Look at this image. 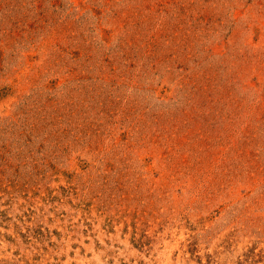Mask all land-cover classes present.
<instances>
[{"label":"rangeland","instance_id":"rangeland-1","mask_svg":"<svg viewBox=\"0 0 264 264\" xmlns=\"http://www.w3.org/2000/svg\"><path fill=\"white\" fill-rule=\"evenodd\" d=\"M0 264H264V0H0Z\"/></svg>","mask_w":264,"mask_h":264}]
</instances>
